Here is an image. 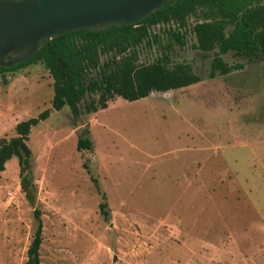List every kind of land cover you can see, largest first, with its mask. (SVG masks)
<instances>
[{
  "label": "rangeland",
  "instance_id": "rangeland-1",
  "mask_svg": "<svg viewBox=\"0 0 264 264\" xmlns=\"http://www.w3.org/2000/svg\"><path fill=\"white\" fill-rule=\"evenodd\" d=\"M193 22L184 45L155 27L160 41L138 61L160 58L170 42V64H190L201 81L115 97L77 119L64 106L31 128L28 183L16 157L0 171V264H26L36 208L41 264H264V56L228 52L242 67L209 77ZM52 97L40 62L0 73V141ZM83 129L89 150L76 147Z\"/></svg>",
  "mask_w": 264,
  "mask_h": 264
},
{
  "label": "trees",
  "instance_id": "trees-1",
  "mask_svg": "<svg viewBox=\"0 0 264 264\" xmlns=\"http://www.w3.org/2000/svg\"><path fill=\"white\" fill-rule=\"evenodd\" d=\"M189 18H194L191 31L195 42L191 46L203 57L211 53L209 77L242 67L224 60L223 55L228 52L248 60L264 56V0H169L136 24L77 30L50 39L28 61L0 67L2 74L40 62L49 72L53 88L51 108L19 121L14 126L16 135L0 141V171L6 161L16 157L21 181L29 180L33 173L32 152L26 140L31 128L52 110L67 106L77 119L82 111L90 113L106 108L107 102L115 97L134 101L153 92L166 93L201 81L202 77L190 64H170V42L160 58L148 63L138 61L140 48L160 41L155 27L160 31L162 28L168 40L184 45ZM91 143L88 129L80 131L77 149L89 150ZM100 209L107 219L106 201L100 202ZM34 217L36 225L27 248L26 264H41L42 220L37 208Z\"/></svg>",
  "mask_w": 264,
  "mask_h": 264
},
{
  "label": "water",
  "instance_id": "water-1",
  "mask_svg": "<svg viewBox=\"0 0 264 264\" xmlns=\"http://www.w3.org/2000/svg\"><path fill=\"white\" fill-rule=\"evenodd\" d=\"M166 1L0 0V67L28 61L43 43L65 33L136 24Z\"/></svg>",
  "mask_w": 264,
  "mask_h": 264
},
{
  "label": "crops",
  "instance_id": "crops-1",
  "mask_svg": "<svg viewBox=\"0 0 264 264\" xmlns=\"http://www.w3.org/2000/svg\"><path fill=\"white\" fill-rule=\"evenodd\" d=\"M172 91V90H171ZM168 92H170V91H168Z\"/></svg>",
  "mask_w": 264,
  "mask_h": 264
}]
</instances>
